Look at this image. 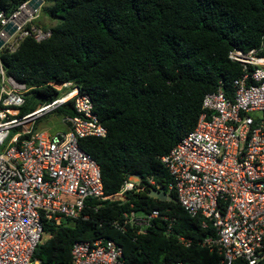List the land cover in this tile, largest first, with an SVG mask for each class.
Returning a JSON list of instances; mask_svg holds the SVG:
<instances>
[{"label":"trees","instance_id":"trees-1","mask_svg":"<svg viewBox=\"0 0 264 264\" xmlns=\"http://www.w3.org/2000/svg\"><path fill=\"white\" fill-rule=\"evenodd\" d=\"M27 1L0 0V14L9 17ZM43 1L50 3L44 12L54 25L35 20L26 28L49 29L51 37H26L15 52L0 50L6 75L28 90L20 117L57 100L62 92L56 87L76 85L108 131L105 138L80 140L100 167L105 196L138 176L176 201L153 198L149 189L129 192L125 200L90 198L87 219L44 220L33 260L74 264L75 242L104 239L122 249L123 264H222L223 256L203 245L216 231L179 204L161 158L195 129L207 94L222 88L232 99L242 68L229 52L262 43L264 0ZM56 112L74 117L73 100ZM131 210L158 211L166 219L154 220L145 233L130 226L122 231L116 223Z\"/></svg>","mask_w":264,"mask_h":264},{"label":"built area","instance_id":"built-area-1","mask_svg":"<svg viewBox=\"0 0 264 264\" xmlns=\"http://www.w3.org/2000/svg\"><path fill=\"white\" fill-rule=\"evenodd\" d=\"M28 2L9 17L0 14L2 48L15 52L26 37L37 42L51 37L49 29L26 28L40 11ZM22 15L30 17L26 24L18 22ZM11 22L17 30L9 36L3 30ZM229 59L242 68L232 99L222 88L207 94L195 129L161 161L179 204L216 231L203 245L221 254L222 264H259L264 261V39L250 51L233 49ZM56 89L62 92L57 100L20 117L28 90L0 64V264H39L33 256L44 220L87 219L83 212L90 198L125 200L129 192L161 189L153 180L142 185L130 176L117 194L105 196L100 167L80 140L105 138L107 128L79 87L66 83ZM70 100L76 115L63 119L64 131L35 130L34 123ZM156 219L166 218L158 211L131 210L116 226L145 233ZM179 242L190 244L182 237ZM71 256L74 264L124 263L122 249L104 239L75 242Z\"/></svg>","mask_w":264,"mask_h":264},{"label":"rangeland","instance_id":"rangeland-1","mask_svg":"<svg viewBox=\"0 0 264 264\" xmlns=\"http://www.w3.org/2000/svg\"><path fill=\"white\" fill-rule=\"evenodd\" d=\"M43 5L45 7L43 6V8L42 7L40 8V11L38 13L39 17L37 18V21L40 25L47 22V24H49V27H51L54 23L45 15V12H44V8L48 7L50 5V3H46V4L44 3ZM29 18L30 17L27 15H22L18 22H22L24 24L25 21ZM63 119L64 118L62 116L58 115L56 110H55L54 112H51L50 114H46L45 116L40 118L36 123H34L33 127L35 128V130L37 132L60 131V130H63L64 128H66L65 124L63 123ZM14 131L15 130H13L11 132V135L14 134Z\"/></svg>","mask_w":264,"mask_h":264},{"label":"water","instance_id":"water-1","mask_svg":"<svg viewBox=\"0 0 264 264\" xmlns=\"http://www.w3.org/2000/svg\"><path fill=\"white\" fill-rule=\"evenodd\" d=\"M44 4L43 0H30L28 2V6L32 9V10H38L39 8H41ZM17 30V26L11 22L9 23L5 28H4V32L7 33L9 36H12L15 31ZM4 45V40L1 38L0 36V50L2 49ZM149 195L153 198H157V199H166L168 201H176L175 199H173L172 197H170L169 195L166 194L165 190L163 188L161 189H157V190H152ZM118 198L115 197L114 200H117Z\"/></svg>","mask_w":264,"mask_h":264},{"label":"crops","instance_id":"crops-1","mask_svg":"<svg viewBox=\"0 0 264 264\" xmlns=\"http://www.w3.org/2000/svg\"><path fill=\"white\" fill-rule=\"evenodd\" d=\"M41 25H44V26H46L47 28H49V24H47V22H45V23H43V24H41ZM54 25V24H53ZM52 25V26H53ZM66 128H64L63 130H60V131H64ZM49 132H51V131H49ZM54 132H57V131H54ZM54 132H51V133H54Z\"/></svg>","mask_w":264,"mask_h":264}]
</instances>
